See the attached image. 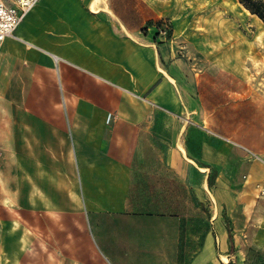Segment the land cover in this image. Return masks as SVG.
<instances>
[{
	"label": "crops",
	"instance_id": "crops-1",
	"mask_svg": "<svg viewBox=\"0 0 264 264\" xmlns=\"http://www.w3.org/2000/svg\"><path fill=\"white\" fill-rule=\"evenodd\" d=\"M161 18L146 0H38L0 43V210L36 234L19 264L264 250V155L223 130L219 87Z\"/></svg>",
	"mask_w": 264,
	"mask_h": 264
},
{
	"label": "rangeland",
	"instance_id": "rangeland-1",
	"mask_svg": "<svg viewBox=\"0 0 264 264\" xmlns=\"http://www.w3.org/2000/svg\"><path fill=\"white\" fill-rule=\"evenodd\" d=\"M146 1L153 3L161 14L158 36L168 39L175 33L174 44L180 55L192 64L195 73L219 87L221 98L210 101L219 106L223 130L241 136L247 143L238 139L235 142L243 148L259 157L264 155V22L240 6L238 0H229L241 14L234 32L242 44L233 48L234 45L227 46L226 42L205 36L207 26L203 21L212 13L205 12L211 5L207 0ZM165 28L166 34H161ZM217 114L214 108L210 116ZM9 212V208L5 212L0 210V264H19L28 249L22 247L24 241L36 234L28 232L20 218ZM42 250L37 254L41 255ZM227 264H264V250L243 244L230 252Z\"/></svg>",
	"mask_w": 264,
	"mask_h": 264
},
{
	"label": "bare ground",
	"instance_id": "bare-ground-1",
	"mask_svg": "<svg viewBox=\"0 0 264 264\" xmlns=\"http://www.w3.org/2000/svg\"><path fill=\"white\" fill-rule=\"evenodd\" d=\"M207 2L211 5L207 6L205 12L212 13L210 17L203 21L207 26L205 36L218 42H226L227 46L234 45L233 48H238L242 43L239 44L240 39L234 32L236 24L241 18L237 7L233 6L229 0H207ZM259 27L262 29V26Z\"/></svg>",
	"mask_w": 264,
	"mask_h": 264
},
{
	"label": "built area",
	"instance_id": "built-area-1",
	"mask_svg": "<svg viewBox=\"0 0 264 264\" xmlns=\"http://www.w3.org/2000/svg\"><path fill=\"white\" fill-rule=\"evenodd\" d=\"M38 0H0V43L14 37L24 18L36 6ZM167 29H162L161 34H166ZM252 157L260 158L256 153L244 148Z\"/></svg>",
	"mask_w": 264,
	"mask_h": 264
},
{
	"label": "trees",
	"instance_id": "trees-1",
	"mask_svg": "<svg viewBox=\"0 0 264 264\" xmlns=\"http://www.w3.org/2000/svg\"><path fill=\"white\" fill-rule=\"evenodd\" d=\"M248 12L264 22V0H238Z\"/></svg>",
	"mask_w": 264,
	"mask_h": 264
}]
</instances>
